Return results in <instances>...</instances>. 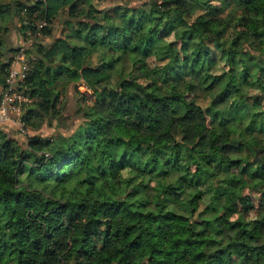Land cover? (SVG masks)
Instances as JSON below:
<instances>
[{"label": "trees", "instance_id": "16d2710c", "mask_svg": "<svg viewBox=\"0 0 264 264\" xmlns=\"http://www.w3.org/2000/svg\"><path fill=\"white\" fill-rule=\"evenodd\" d=\"M227 1L236 11L220 15ZM6 17L21 42L40 32L19 82L32 97L22 120L75 128L27 145L0 130V264H264V209L232 217L253 207V190L264 199V155H250L264 151V108H248L264 104V0H0ZM4 29L0 102L21 47ZM174 30L178 39L164 38ZM152 53L161 63L146 80L125 71L126 58ZM252 63L258 90L248 93ZM248 110L243 129L229 125ZM172 169L175 179H160Z\"/></svg>", "mask_w": 264, "mask_h": 264}, {"label": "rangeland", "instance_id": "374dc122", "mask_svg": "<svg viewBox=\"0 0 264 264\" xmlns=\"http://www.w3.org/2000/svg\"><path fill=\"white\" fill-rule=\"evenodd\" d=\"M144 0H99V4L100 5H109L111 3H128V4H137V3H141ZM211 3L213 4H220L221 0H210ZM227 1L224 4V8L221 9V11H219L218 13L220 15H224L228 12H235L236 8L234 7H230L227 6L228 5ZM195 12H194V16H196V14L198 12H202L204 10L203 6H196L195 7ZM18 23L17 20L14 21V23ZM0 24L6 25V29H4V33L7 34L10 38V41L12 44L14 45H18L21 42V35L20 31H18L15 27V25L11 22V18L10 17H6L4 20L0 19ZM61 24L60 22L56 21L55 23V28H54V33H57L60 31V26L63 25H59ZM165 39L167 40H172V39H178V32L176 30L172 31L171 33L167 34L165 37ZM32 54H34L32 52ZM214 57L217 58V62L215 64L212 65L214 70H220L221 66L223 65L224 59H222L220 52L218 51L217 53L214 52ZM99 59V56L97 54H94L93 56V61L96 62ZM159 63H161L160 59H157L156 54H149L146 57H142L140 56V58H138V60H136L135 62L131 61V59L126 58V61L124 62V67H125V71H129L132 70L133 73H135L138 78L140 80H146L147 79V73L148 72H153L154 69L159 65ZM252 67H253V63H252ZM237 68L240 69L239 66H237ZM119 70H120V66L113 68V70L111 71L112 73V77H111V83H115L118 79H119ZM252 72H254V67L252 68ZM173 77V76H172ZM252 79H256V74H252L251 76H249L248 78H246V83L244 84L243 87L246 88L248 93H254L258 90L257 88V84H253L250 83V81ZM172 81V78H170L168 80V82L170 83ZM159 82H161L162 84H164L163 79H160ZM184 87V86H182ZM82 90L91 92L90 89H88L85 85H80L79 87ZM193 93H198L199 99L203 100L204 103H207L210 99L211 93H206L205 90H197V92H193ZM192 94V93H191ZM232 98H230L226 103L225 106L229 107L232 103ZM256 101V100H255ZM76 102V98L74 96L73 90L69 91V104L72 105L74 107L73 104H75ZM72 107V108H73ZM253 107L254 109H262L264 108V104L263 103H259L256 101V104H252L249 103L248 104V108ZM249 114H244L241 112L239 114H237L236 118L234 120H232L229 125L234 124L237 126L238 129H243V127H245V125L247 123H249L252 113V110H248ZM35 124H29L27 125V123L24 121V123L22 121H20L17 117H12L11 119H7V120H0V130L8 133L11 137L18 139L20 142H22L23 144L27 145L28 142V135H32L36 132H43L46 135H53L54 131H62L64 133H69L71 132L75 127L74 122H70V125L67 126V120H54L53 124H49L48 120H44L41 117H35L34 118ZM76 121V120H74ZM258 133V131H256ZM255 132V133H256ZM251 133L248 134V136H250ZM251 158L252 159H260L261 155H264V151L261 149H258L257 151H251L250 152ZM143 162L146 161V157L147 154H143L141 156ZM123 173L125 175H128V171L124 170ZM178 176V170L176 169H172L171 172L167 173L165 177H161L160 175H156V177H154L151 181V185H155V187L158 186L159 181L158 177H161L160 179H168L172 180L175 179V177ZM21 179L23 180L24 183H28V177L27 174H22L21 175ZM74 182H68V186H71ZM34 186H39L38 181H33L32 183ZM150 197L154 198V193L152 192L151 188H150ZM189 196V193L186 192V198ZM251 196L253 199V207H251L250 209H245L243 206H238V208L234 211V213L232 214L233 218H243L245 220H248L250 218H253L255 216L258 215V213L260 211H262L264 209V199L262 198V193L261 192H257V191H252L251 192ZM177 204V203H176Z\"/></svg>", "mask_w": 264, "mask_h": 264}, {"label": "built area", "instance_id": "2783aa9c", "mask_svg": "<svg viewBox=\"0 0 264 264\" xmlns=\"http://www.w3.org/2000/svg\"><path fill=\"white\" fill-rule=\"evenodd\" d=\"M39 31L29 32L28 36L21 42L20 49L15 53L9 66L6 85L3 88L0 102V120L17 117L24 123L21 113L26 105L32 101V97L19 86L23 81L28 69L29 60L26 49L30 43L38 37Z\"/></svg>", "mask_w": 264, "mask_h": 264}, {"label": "crops", "instance_id": "0c3cea01", "mask_svg": "<svg viewBox=\"0 0 264 264\" xmlns=\"http://www.w3.org/2000/svg\"><path fill=\"white\" fill-rule=\"evenodd\" d=\"M57 34V33H56Z\"/></svg>", "mask_w": 264, "mask_h": 264}]
</instances>
